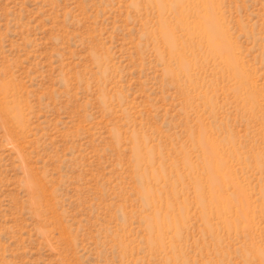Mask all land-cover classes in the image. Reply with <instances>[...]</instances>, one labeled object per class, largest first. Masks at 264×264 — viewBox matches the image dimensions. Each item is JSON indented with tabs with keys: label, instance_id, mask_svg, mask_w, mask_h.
Instances as JSON below:
<instances>
[{
	"label": "rangeland",
	"instance_id": "1",
	"mask_svg": "<svg viewBox=\"0 0 264 264\" xmlns=\"http://www.w3.org/2000/svg\"><path fill=\"white\" fill-rule=\"evenodd\" d=\"M0 264H264V0H0Z\"/></svg>",
	"mask_w": 264,
	"mask_h": 264
}]
</instances>
